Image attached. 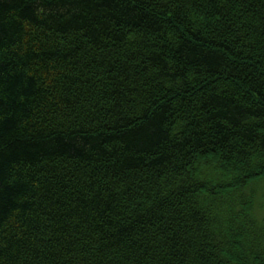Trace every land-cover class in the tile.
Here are the masks:
<instances>
[{
	"label": "trees",
	"instance_id": "1",
	"mask_svg": "<svg viewBox=\"0 0 264 264\" xmlns=\"http://www.w3.org/2000/svg\"><path fill=\"white\" fill-rule=\"evenodd\" d=\"M264 0H0V264H264Z\"/></svg>",
	"mask_w": 264,
	"mask_h": 264
},
{
	"label": "rangeland",
	"instance_id": "2",
	"mask_svg": "<svg viewBox=\"0 0 264 264\" xmlns=\"http://www.w3.org/2000/svg\"><path fill=\"white\" fill-rule=\"evenodd\" d=\"M256 193V217L260 223H264V181L260 182L257 186Z\"/></svg>",
	"mask_w": 264,
	"mask_h": 264
}]
</instances>
